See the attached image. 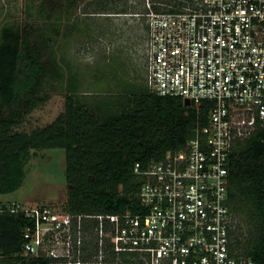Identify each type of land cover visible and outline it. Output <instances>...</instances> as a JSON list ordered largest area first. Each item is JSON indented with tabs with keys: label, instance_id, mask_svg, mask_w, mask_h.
<instances>
[{
	"label": "built area",
	"instance_id": "1",
	"mask_svg": "<svg viewBox=\"0 0 264 264\" xmlns=\"http://www.w3.org/2000/svg\"><path fill=\"white\" fill-rule=\"evenodd\" d=\"M146 20L145 85L211 104L186 146L137 163L138 209L77 214L5 203L22 213V255L53 264H256L239 254L229 207L239 141L264 145V0H130ZM4 257L0 252V259Z\"/></svg>",
	"mask_w": 264,
	"mask_h": 264
},
{
	"label": "trees",
	"instance_id": "2",
	"mask_svg": "<svg viewBox=\"0 0 264 264\" xmlns=\"http://www.w3.org/2000/svg\"><path fill=\"white\" fill-rule=\"evenodd\" d=\"M62 1H43L39 18L50 10L43 23H6L0 30V195L20 189L33 151L61 148L68 185L64 212L137 210L142 181L135 165L184 148L196 127L207 123L211 104L186 106L181 97L159 96L144 84L127 83L117 97L89 102L77 74L54 46V36L61 32L58 20L69 19L70 9L84 0H65L66 6ZM125 2L131 8L130 0ZM57 8L65 15L56 14ZM59 87H65L63 112L51 123L32 127L31 114ZM229 207L239 222L236 250L264 264V145L259 132L239 141L231 155ZM239 217L249 224L245 242ZM27 223L25 214L0 213V264H53L22 255Z\"/></svg>",
	"mask_w": 264,
	"mask_h": 264
},
{
	"label": "rangeland",
	"instance_id": "3",
	"mask_svg": "<svg viewBox=\"0 0 264 264\" xmlns=\"http://www.w3.org/2000/svg\"><path fill=\"white\" fill-rule=\"evenodd\" d=\"M43 1L0 0V30L6 23L22 26L43 23L50 14V10H46L43 14L45 20L39 18L42 16ZM112 1L79 2L70 9L69 19L63 16L62 8H57L56 12L63 17L58 20L61 32L54 36L55 49L77 74L81 92L89 102L117 97L124 83L135 87L145 85L143 46L147 39L146 20L115 13L125 8V12L134 13L140 8L134 3V7L130 8L128 2L125 4L126 0H118L116 6ZM62 3L64 6L67 4L65 0ZM64 90L65 87H59L50 91L49 101L31 114L32 127L51 123L63 112ZM67 194L66 152L61 148H52L31 153L22 186L11 194L0 195V202H16L25 208L44 205L63 210ZM239 218L242 221L241 239L245 242L249 224L243 217Z\"/></svg>",
	"mask_w": 264,
	"mask_h": 264
},
{
	"label": "water",
	"instance_id": "4",
	"mask_svg": "<svg viewBox=\"0 0 264 264\" xmlns=\"http://www.w3.org/2000/svg\"><path fill=\"white\" fill-rule=\"evenodd\" d=\"M184 103L186 106H189L191 104V102L189 100H185Z\"/></svg>",
	"mask_w": 264,
	"mask_h": 264
}]
</instances>
